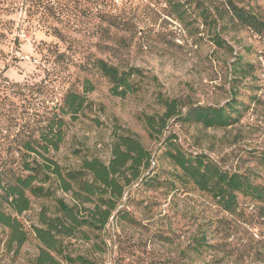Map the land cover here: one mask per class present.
I'll use <instances>...</instances> for the list:
<instances>
[{"label": "rangeland", "instance_id": "rangeland-1", "mask_svg": "<svg viewBox=\"0 0 264 264\" xmlns=\"http://www.w3.org/2000/svg\"><path fill=\"white\" fill-rule=\"evenodd\" d=\"M49 1L46 15L30 16L20 0H0V66L8 68L11 83L36 86L11 89L21 92L15 99L20 124L29 122V111L37 120L34 111H51L73 91L88 101L76 121L66 119L65 143L54 155L60 165L74 168L92 157L108 162L116 136L125 132L153 156L105 230L88 244L71 240L74 254L95 264H264V207L240 196L241 216L224 212L192 182H180L166 155L174 144L264 185V35L234 21L223 0ZM171 2L181 4V13ZM234 2L264 21V0ZM95 59L141 70V90L126 98L113 95L108 80L92 69ZM87 83L93 86L88 93ZM167 99L177 100L184 112L233 104L238 119L226 128L173 119L163 134L152 136L147 117L161 115L160 102ZM16 133L11 128L3 135L12 139ZM31 201L20 217L30 239L18 253L7 250V232L0 227V264H33L38 254L31 226H40L42 208L51 213L54 202ZM199 234L216 247L195 253Z\"/></svg>", "mask_w": 264, "mask_h": 264}, {"label": "trees", "instance_id": "trees-1", "mask_svg": "<svg viewBox=\"0 0 264 264\" xmlns=\"http://www.w3.org/2000/svg\"><path fill=\"white\" fill-rule=\"evenodd\" d=\"M223 1L234 21L257 35H264V21L256 14L239 7L234 0ZM20 3L28 7V15L44 16L51 2L20 0ZM171 5L181 11L180 3L171 2ZM92 69L108 80L117 97L126 98L141 90L139 80L144 74L137 68L120 69L103 59H95ZM7 70L6 66H0V227L7 232L6 248L18 253L29 242L30 232L20 217L30 211L31 197L46 199L54 202V210L50 213L44 206L39 214L40 226H31L40 245L33 264H95L87 255L74 254L71 240L88 244L105 230L114 214H120L118 207L127 188L151 168L153 156L135 134L125 132L116 136L108 162L92 157L82 159L74 168L60 165L54 155L65 143L66 119H78L87 104L86 96L69 91L59 106L43 114L34 111L37 120H32L29 111V122L20 124L22 118L15 99L20 101L21 92L11 89L33 90L36 86L11 83L5 76ZM84 87L86 93L93 90L91 83ZM160 103L164 112L146 120L152 136L163 134L173 119L205 128H226L238 119L234 116L238 111L233 104L190 106L184 112L177 100H161ZM2 120L7 122L8 128H4ZM11 128L17 129L12 139L3 135ZM166 155L180 171L176 176L180 182H192L224 212L241 216L240 196L264 207V185L256 183L251 175L224 170L205 155H188L174 144ZM261 161L264 166V156ZM59 193L69 196L70 200ZM193 245V251L199 255L216 247L208 244L202 234L195 236Z\"/></svg>", "mask_w": 264, "mask_h": 264}]
</instances>
